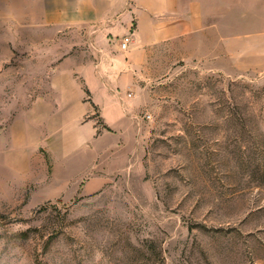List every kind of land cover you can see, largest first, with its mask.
I'll use <instances>...</instances> for the list:
<instances>
[{
    "label": "rangeland",
    "instance_id": "1",
    "mask_svg": "<svg viewBox=\"0 0 264 264\" xmlns=\"http://www.w3.org/2000/svg\"><path fill=\"white\" fill-rule=\"evenodd\" d=\"M233 3L251 40L153 52L108 125L69 74L92 26L0 0V264H264V0Z\"/></svg>",
    "mask_w": 264,
    "mask_h": 264
},
{
    "label": "crops",
    "instance_id": "2",
    "mask_svg": "<svg viewBox=\"0 0 264 264\" xmlns=\"http://www.w3.org/2000/svg\"><path fill=\"white\" fill-rule=\"evenodd\" d=\"M233 2L234 0H32L34 8L39 12L36 24L71 26L77 31L92 26L96 38L91 44L96 50L97 60L92 64L78 62L71 67L69 74L75 73L83 79L92 95L91 105L98 107L100 117L108 125L117 124L125 116L122 105L126 106V98L122 94L133 86L136 69L147 62L153 52L173 51L180 55L183 49L192 57H202L207 56L211 50L208 43L251 40L250 37L239 34L242 31V18L244 25L250 19L244 13H234ZM252 18L255 24L254 17ZM229 23L237 26V30H233L231 34L226 27ZM129 32H133V41L127 51H122L121 40ZM110 57H113L112 63L109 61ZM72 58L70 55L63 64H67ZM116 73L118 76H110ZM76 84L54 82L56 89H75ZM79 95V92L70 93L71 97L61 104L66 107L62 116L78 118L81 108ZM90 179L94 185H102L105 181L101 174Z\"/></svg>",
    "mask_w": 264,
    "mask_h": 264
},
{
    "label": "built area",
    "instance_id": "3",
    "mask_svg": "<svg viewBox=\"0 0 264 264\" xmlns=\"http://www.w3.org/2000/svg\"><path fill=\"white\" fill-rule=\"evenodd\" d=\"M132 41H133V32H129L127 35H125L122 38L121 43H120V49L122 51H127Z\"/></svg>",
    "mask_w": 264,
    "mask_h": 264
}]
</instances>
